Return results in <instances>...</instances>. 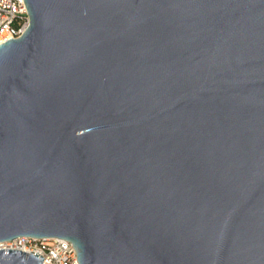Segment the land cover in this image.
Returning <instances> with one entry per match:
<instances>
[{
	"label": "water",
	"instance_id": "obj_1",
	"mask_svg": "<svg viewBox=\"0 0 264 264\" xmlns=\"http://www.w3.org/2000/svg\"><path fill=\"white\" fill-rule=\"evenodd\" d=\"M25 2L0 44V242L264 264V0Z\"/></svg>",
	"mask_w": 264,
	"mask_h": 264
},
{
	"label": "built area",
	"instance_id": "obj_2",
	"mask_svg": "<svg viewBox=\"0 0 264 264\" xmlns=\"http://www.w3.org/2000/svg\"><path fill=\"white\" fill-rule=\"evenodd\" d=\"M29 23L25 0H0V44L10 38L20 37ZM2 248L38 252L45 257L43 264H80L73 242L63 237L20 236L0 242Z\"/></svg>",
	"mask_w": 264,
	"mask_h": 264
}]
</instances>
